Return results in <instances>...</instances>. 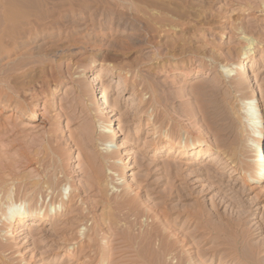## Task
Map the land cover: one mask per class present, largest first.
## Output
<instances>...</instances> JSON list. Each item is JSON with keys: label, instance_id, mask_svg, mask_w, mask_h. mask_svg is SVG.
Returning a JSON list of instances; mask_svg holds the SVG:
<instances>
[{"label": "rangeland", "instance_id": "374dc122", "mask_svg": "<svg viewBox=\"0 0 264 264\" xmlns=\"http://www.w3.org/2000/svg\"><path fill=\"white\" fill-rule=\"evenodd\" d=\"M21 1L0 59V192L13 199L0 208L11 244L0 264H264V183L239 162L254 153L245 98L259 90L264 102V0ZM250 55L258 62L240 78ZM156 135L160 149L146 148ZM182 145L227 149L238 165L185 157ZM86 159L103 166L101 186ZM48 176L61 221L11 236L6 214L31 204L24 184Z\"/></svg>", "mask_w": 264, "mask_h": 264}, {"label": "bare ground", "instance_id": "6f19581e", "mask_svg": "<svg viewBox=\"0 0 264 264\" xmlns=\"http://www.w3.org/2000/svg\"><path fill=\"white\" fill-rule=\"evenodd\" d=\"M22 1H24V0H22ZM19 2H20V0H0V59H3V60L5 59V56H7L8 49H9V45H7V43L5 42V40H7V39H5V38H8L10 33H11V35L13 34V31H12L13 29H11L12 25L15 26L14 24L18 23V21L20 20V18L23 16V14L25 12V11L23 12V10L21 9V7H20L21 4ZM28 3H29V1H28ZM27 16L29 17V15H27ZM18 26L19 25H17V27ZM15 29H16V27H15ZM16 35H18V34H16ZM13 39H15V37ZM246 41H248V40H246ZM14 46H15V44H14ZM257 62H258L257 57L254 55H250L247 58V60L243 63L241 69L238 70L237 75L240 78L243 76L248 77V78L251 77L250 71L253 67L256 66ZM93 71L96 73L98 70L96 71V69H94ZM98 72H105V70L103 68H101L100 71H98ZM93 76H95V75H93ZM248 82H253V80L248 79ZM101 85H102L101 81L98 78L94 77L91 81V84H89V89L91 91L92 90L97 91L101 87ZM253 92L254 93L252 94L251 97L249 96V97L245 98L244 105L246 107L244 108V114H245L244 118H246L245 121L251 123V124H248L249 128L247 126V128L249 130V138L247 140V144H248L247 146L250 147V151L254 152V153L251 155V156H253V158L250 159V161H246L245 157L242 156L243 159H240L239 162L244 166V175L245 176H250L252 178V181L256 184H263L264 183V102L261 101L262 100L261 99L262 93L259 90H254ZM2 96H3L2 98L9 100V101L12 99L9 96V94L8 95L2 94ZM0 99H1V96H0ZM6 100L3 103H5ZM103 100H106V96H103L102 94L98 95L97 99H95V101L92 102L94 108L101 110V111H104L106 108H102V107L104 105H106L107 103H105V102H103L102 104L99 103V102H102ZM0 101L2 102V100H0ZM255 101H258V105H256V107L254 108L256 112L253 113V108L251 107V105H252V103L254 104ZM139 113H141V110L139 111ZM258 113L259 114L262 113V115L257 116L256 114H258ZM149 124H151V123H149ZM151 125L156 126L155 123L151 124ZM106 128H108V127H106ZM158 128L159 127H155L154 128L155 131ZM108 129H109L108 133H112L115 130V132H114L115 134H113V136L114 135L116 136L117 132H121V130L117 131V129H112V128H108ZM102 132H106V131H102ZM156 137H157V135H156ZM156 137L154 139L153 138H147L145 140V142L147 143L146 148L151 149V148L157 147V149H160L159 148L160 139L158 140L159 137H157V138ZM109 144H112L113 147L112 146L108 147ZM116 144L117 143L114 141H108V142H105L104 144L102 143L103 146L107 147L106 150H109V149L116 150V151H114V153H120V150L125 148V146H126L122 142L118 143L117 146H116ZM167 146H168L169 153H171L172 150L174 149V144L172 142L171 143L169 142V144ZM226 150L225 149H218V154L212 156V155H210V149L207 146L199 145V146L194 147V146L182 145L179 148V154H181L185 157L186 156H196L200 159L205 157L207 160L206 162H208V163H213L216 165L221 163L220 166L223 165L224 169H227V168L234 169L235 166L238 165L236 160H234V158H233L236 156V154L230 153L229 151H226ZM47 151H48V145L44 146V148H43V153L45 156L48 155ZM238 153L240 154L241 152L239 151ZM86 163H87L88 168L90 169V177L92 179L94 186H95V184H96V186H98L99 184L101 186L100 181H101V175L103 174L102 173L103 166H101L100 164H97V163L95 164L94 162L90 163L87 159H86ZM112 163H114V162H109V159L105 158L103 160V165H105V166H108V165L112 166ZM117 164H120L122 166L121 170H123V168L126 166L125 161L123 159L119 160ZM208 165H210V164H208ZM41 166H43L44 169L46 168L43 164H41ZM245 166H248V169H245L246 168ZM114 171H115V169L113 170V172ZM116 173H119V172H116ZM116 173L112 174V172H111V176L112 175L115 176ZM121 176L124 178V180H126L124 173ZM109 178H111V177L109 176ZM57 182L58 181L54 177L48 176V177H46V180H44V182L41 183V182L37 181V182L33 183V185H30L31 187H29L30 183L24 184L23 190L26 193L25 198L28 197L29 200H31V204H29L28 210H26V209L24 211L17 210L15 212H13L12 214L10 213V215L6 214V217H5L3 222H5V224H7V227L11 229V231H10L11 236H16L18 234H22V235L27 234L28 235L31 233L32 234L38 233V231L40 229H42L46 223L51 222V224L54 225L56 222L61 221V220H59L61 214L57 213L58 211H57V207H56L57 204L56 203H57V200L60 199V197L62 195L58 191L59 186L57 185L58 184ZM109 185L107 186L108 188H109ZM10 187H13V186H10ZM3 188H5V187H3ZM102 190H103V187H102ZM103 191H105V190H103ZM3 193H4V191H3ZM7 193L9 194L10 191ZM8 194H6V193L2 194V191L0 192V208L2 206L4 207V205H6V202L10 203L11 201H13L11 194H9V195ZM6 195H8V196H6ZM40 196L41 197L45 196L47 199L50 198L49 202L46 203V201H45L44 203H42L40 205V201H39ZM78 196L79 195H77V197ZM16 198H17V195L14 197V199H16ZM75 198H76V196L73 197V199L70 200L69 203L74 202ZM15 202H16V200H15ZM126 202H128V200H125V198L124 199L119 198L118 201H116V205L125 204ZM60 204H61V206H59V208H63V206H64L66 208V211L68 210V212H70V213L72 212L73 207L69 206V208H68V206H66V203L64 202L63 199H61ZM51 206L53 207V209L50 210ZM9 207H11V206H9ZM54 211H55V213H52ZM0 220H2V219L0 218ZM3 231H2V229H0V234ZM80 231H82V230H80ZM4 235H9V234H4ZM251 235L255 236V232H253ZM10 249H11V244L8 243V241L3 242L1 239L0 240V253L3 254L4 252L9 251Z\"/></svg>", "mask_w": 264, "mask_h": 264}, {"label": "built area", "instance_id": "2783aa9c", "mask_svg": "<svg viewBox=\"0 0 264 264\" xmlns=\"http://www.w3.org/2000/svg\"><path fill=\"white\" fill-rule=\"evenodd\" d=\"M257 115V114H256Z\"/></svg>", "mask_w": 264, "mask_h": 264}]
</instances>
